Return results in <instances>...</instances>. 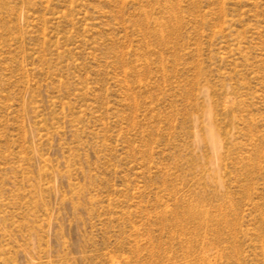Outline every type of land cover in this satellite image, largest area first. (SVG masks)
Instances as JSON below:
<instances>
[{
    "label": "rangeland",
    "instance_id": "rangeland-1",
    "mask_svg": "<svg viewBox=\"0 0 264 264\" xmlns=\"http://www.w3.org/2000/svg\"><path fill=\"white\" fill-rule=\"evenodd\" d=\"M0 264H264V0H0Z\"/></svg>",
    "mask_w": 264,
    "mask_h": 264
}]
</instances>
